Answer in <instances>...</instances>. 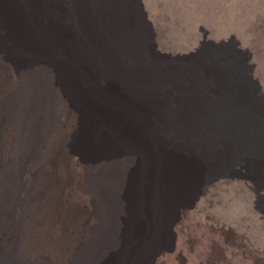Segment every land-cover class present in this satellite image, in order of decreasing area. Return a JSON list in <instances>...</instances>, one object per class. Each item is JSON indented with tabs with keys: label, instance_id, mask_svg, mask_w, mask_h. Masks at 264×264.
<instances>
[{
	"label": "rangeland",
	"instance_id": "rangeland-1",
	"mask_svg": "<svg viewBox=\"0 0 264 264\" xmlns=\"http://www.w3.org/2000/svg\"><path fill=\"white\" fill-rule=\"evenodd\" d=\"M136 1L135 10L147 32L146 50L163 68L155 74L167 75V81L154 94L149 92L147 98L138 100L146 115L137 119L144 124L157 122V129L153 132L146 125L133 128L136 119L130 118L132 126H125L126 134L140 136L146 149L122 145L106 152L96 140L95 147L79 138L83 133L75 104L61 97L54 111L57 129L45 137L35 156L20 153L21 132L12 123H2L0 167L11 168V178H19L23 194L35 192L46 171L64 157V164L57 170L64 182L62 197L70 223L51 237L54 241L70 239V247L58 260L57 250L34 247V233H29L28 242L22 240L18 246L19 254L35 264H74L93 234L103 229L104 206L86 180L103 171L117 170L122 177L132 178L126 183L129 192L125 198H119L115 191L121 177L101 185L107 193V206L113 209L112 213L107 211L111 226L108 227L109 220L106 224L111 236L119 232L130 246L128 229L132 222H140L145 235L133 242L146 245L148 237L155 242L153 250L144 252L142 264H264V174L254 171L252 160L239 161L237 145L226 132L219 133L221 143L217 147L211 142L205 148L200 127L193 126L194 121H199L203 127L211 128L215 112L226 105L228 87L240 88L243 95L251 96L252 82L247 75L259 81L264 93V0ZM67 3L68 0H48L47 11L65 17ZM61 5L63 11L66 8L65 14ZM121 60L128 65L127 59ZM252 65L253 74L246 73L247 66ZM0 67V96L19 99L22 76L28 70L16 66L6 52H0ZM254 94L262 95L257 91ZM149 101L153 102L154 115H148ZM178 106L179 131L174 133L168 129L171 117L166 111ZM107 135L102 130L93 137L103 141ZM148 156L160 167L195 169V182L184 185L181 194L176 190L168 209L160 205L162 180L150 184L154 197L151 204L143 195ZM234 171L240 174L234 175ZM258 188L263 190L258 192ZM124 203L127 207L122 210ZM146 203L154 210L151 218L145 213ZM134 207L142 210L140 214L135 211L136 217ZM107 252L99 257L101 264H108L106 259L114 248L110 246Z\"/></svg>",
	"mask_w": 264,
	"mask_h": 264
},
{
	"label": "bare ground",
	"instance_id": "bare-ground-1",
	"mask_svg": "<svg viewBox=\"0 0 264 264\" xmlns=\"http://www.w3.org/2000/svg\"><path fill=\"white\" fill-rule=\"evenodd\" d=\"M47 3L48 0H0V52H6L16 66L28 70L22 76L19 99L0 96V126L4 122L17 126L23 136L19 152L36 156L45 137L56 131L55 106L61 97H66L75 104L84 135L81 134L80 139L95 147L96 140L98 147L106 152L122 145L146 149L140 136L126 134L125 126H132L129 120L134 118L133 128L141 129L146 125L153 132L157 129V122L144 124L137 119L139 115H146L138 100L147 98L149 92L154 94L160 84L167 81V75L155 74L163 68L155 64L146 50L147 32L135 10L137 1L68 0L65 17L58 12L48 13ZM66 8L63 11L61 7L63 14ZM121 59H127L128 65ZM247 68L246 73L253 74L255 66ZM247 78L252 82L251 96L243 95L240 88L228 87L226 105L215 112L211 128L203 127L199 121H194L193 126L200 127L205 148H209L211 142L214 147L220 144L219 133L226 132V136L237 145L239 161L252 160L254 171L264 174V93L259 81H254L250 75ZM118 81L120 83L116 86ZM255 91L262 95L256 96ZM152 105L150 101L147 104L150 106L148 115H154ZM180 107H169L166 111L171 117L168 129L174 133L179 131L176 116L181 113ZM102 130L108 134L107 138L103 141L94 139L93 136H98ZM148 159L144 165L147 186L143 195L151 204L154 197L150 184L162 180L164 190L160 205L168 209L175 191L181 194L184 185L195 182V169L176 167L172 170L160 167L151 156ZM55 163L30 195H27L28 191L23 194L19 178L15 175L11 178V168L0 167V264H35L21 256L18 250L29 233H34V247L57 250L58 260L70 247V239L64 237L63 241L60 238L54 241L51 237L57 229L66 228L70 223V213L62 197L64 182L57 170L64 164V157ZM231 168L234 169L235 165ZM236 174L240 173L234 171ZM117 178L121 181L115 191L119 198H125L129 192L126 183L132 177H122L117 170H108L87 178V184L104 206L103 229L93 234L74 264H101L98 259L108 253L110 246L114 252L106 259L108 264H142L144 252L153 250L155 242L151 243V237L147 238L146 245L142 241L139 244L133 242L145 235L141 233L140 222H132L128 229L126 236L130 239V246L124 243L119 232L111 236L108 231L111 221L107 211L112 213L113 209L107 206V193L101 185ZM262 190L258 188V192ZM149 204L146 203L145 213L151 218L154 210ZM126 207L124 203L122 210ZM135 211L142 212L141 208L136 210L134 207L135 217ZM35 219L38 221L34 224ZM104 252L107 253L103 255ZM21 257L25 260L18 262Z\"/></svg>",
	"mask_w": 264,
	"mask_h": 264
}]
</instances>
